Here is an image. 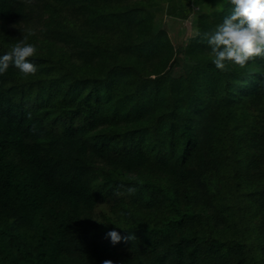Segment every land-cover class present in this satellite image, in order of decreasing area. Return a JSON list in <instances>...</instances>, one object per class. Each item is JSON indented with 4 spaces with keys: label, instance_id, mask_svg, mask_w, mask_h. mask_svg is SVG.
I'll return each mask as SVG.
<instances>
[{
    "label": "trees",
    "instance_id": "1",
    "mask_svg": "<svg viewBox=\"0 0 264 264\" xmlns=\"http://www.w3.org/2000/svg\"><path fill=\"white\" fill-rule=\"evenodd\" d=\"M162 2L0 0V56L38 48L0 75V264H264V59L218 70L233 6L195 0L173 76Z\"/></svg>",
    "mask_w": 264,
    "mask_h": 264
},
{
    "label": "clouds",
    "instance_id": "2",
    "mask_svg": "<svg viewBox=\"0 0 264 264\" xmlns=\"http://www.w3.org/2000/svg\"><path fill=\"white\" fill-rule=\"evenodd\" d=\"M233 11L217 25L213 31L203 34L210 46L209 55L212 63L220 71H227L229 64L245 68L249 62L257 58L264 59V0H229ZM199 34V33H198ZM35 35L29 31L28 36ZM28 36H23L11 49L0 56V75L7 72L10 66H14L23 77L35 76L38 66L31 62V58L37 55L38 48L28 42ZM264 89V80L259 82ZM31 119V113H28ZM129 193L134 189L129 188ZM119 195V193H117ZM106 238H110L113 245L121 241H135L134 234L122 236L116 230L109 231ZM103 264H113L111 260H105Z\"/></svg>",
    "mask_w": 264,
    "mask_h": 264
},
{
    "label": "rangeland",
    "instance_id": "3",
    "mask_svg": "<svg viewBox=\"0 0 264 264\" xmlns=\"http://www.w3.org/2000/svg\"><path fill=\"white\" fill-rule=\"evenodd\" d=\"M187 3V2H186ZM183 8L184 17H173L170 16L167 9V2H162L160 9L156 10V15L159 21H161L163 28L168 34V37L175 48L176 52L179 51V61L175 62L174 67L171 68V73L173 76L184 75L186 72V66H184L183 59L186 60L188 55L184 53L187 43L191 37H194L198 33V29L195 25L198 22L199 6L192 0L190 5ZM217 8H220L216 6ZM215 8V7H214ZM162 28V27H161ZM178 55V54H177Z\"/></svg>",
    "mask_w": 264,
    "mask_h": 264
}]
</instances>
